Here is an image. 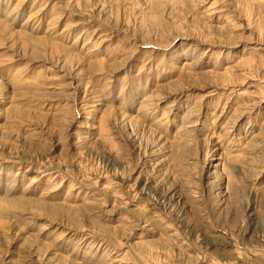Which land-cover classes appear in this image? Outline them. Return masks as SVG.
<instances>
[{"label":"rangeland","instance_id":"obj_1","mask_svg":"<svg viewBox=\"0 0 264 264\" xmlns=\"http://www.w3.org/2000/svg\"><path fill=\"white\" fill-rule=\"evenodd\" d=\"M22 2L0 0V264H264V0H26L2 24Z\"/></svg>","mask_w":264,"mask_h":264},{"label":"bare ground","instance_id":"obj_2","mask_svg":"<svg viewBox=\"0 0 264 264\" xmlns=\"http://www.w3.org/2000/svg\"><path fill=\"white\" fill-rule=\"evenodd\" d=\"M25 1L26 0H23V2L20 4V5H15L13 8H10L9 10H7L5 12V15L2 16L4 17V19L1 21L2 24L5 23L6 20L8 19H13V21H16V19L18 17H21L23 16L24 14H22L23 12V8L25 7ZM47 5V3H46ZM39 7V6H38ZM44 10H45V7H44ZM41 12V8H36L34 5L32 7V14L30 15V17L23 23L21 24V30H20V34L21 35H30L32 36V34H29L27 33V31H31L32 33H38L39 32V25L38 23H40V21L42 20L41 17H42V14L40 13ZM1 20V19H0ZM51 23V21H50ZM1 24V25H2ZM20 24V23H19ZM51 30V29H50ZM67 30V29H66ZM51 32V31H50ZM58 36L59 35H64L62 34V32H60L59 34H57ZM56 35V36H57ZM65 36V35H64ZM50 37V36H49ZM37 39H41L42 37H35ZM46 38V37H45ZM78 41V40H77ZM58 42V41H57ZM56 45L58 43H55ZM60 47V46H59ZM71 55V54H69ZM89 55V54H88ZM92 56V55H91ZM90 59V58H89ZM81 61V60H80ZM92 62V61H91ZM188 61H185V64L184 66H190L192 65V63H186ZM171 68H173L176 71L180 72L183 67H180V66H177L174 64L171 65ZM181 73V72H180ZM76 89V87H75ZM78 90V88H77ZM76 94V93H75ZM213 94V93H212ZM92 95V94H91ZM94 97V96H93ZM102 96L100 97H94L92 98V101H90L88 104H86L87 106V112L90 114L92 113H96L98 110H100V106L101 104L103 103V100L101 98ZM144 103L142 104V111L145 113V117L149 116V115H153L157 112L156 111V108L153 104L154 100H153V96H145L144 99H143ZM105 102V101H104ZM196 105V104H195ZM200 106V105H199ZM199 106H196L194 107L191 106L189 108H187L185 110V112L182 114V116L180 117V126L178 127V130H177V133H175L174 137H173V140L171 142H168V143H163L162 145H160L159 147L162 148V146H166V148H174V146L180 142V140H182V137L185 136V139L186 137L188 136V138L193 134V133H196L198 132V127L200 126L201 124V121L200 119L202 118L201 115L203 114V111L202 109L199 107ZM165 115L162 116V118H157L155 121H153L152 125H154L156 128H158L159 130H161L162 128H164L165 126L168 125L167 123V118L164 117ZM168 127V126H167ZM153 128V127H152ZM167 132V131H166ZM161 135V133L159 132L158 135ZM180 134H183L181 135V137H179ZM165 135V134H164ZM161 137V136H160ZM256 136L253 135V137L251 138V140L249 142H245L244 144L247 145V148L250 146L249 144L251 143H254L256 141H254ZM249 138V137H248ZM233 140V139H232ZM191 140L190 139H186L185 142H183V146L184 147H188L189 145V142ZM253 141V142H252ZM231 143V142H230ZM254 146V145H253ZM239 147V146H238ZM183 149V148H182ZM241 150V149H240ZM159 151V149H158ZM161 151V150H160ZM166 152V151H165ZM164 152V153H165ZM167 152L169 153L170 151L167 150ZM234 152H237V149H235L233 151ZM239 153V152H238ZM240 156V154L238 155H233V154H230L229 157L232 159H235V158H238ZM229 159V158H228ZM227 161V159H226ZM226 161H224L223 159H221L220 157H217L213 162V168H216V169H220L221 167H224L226 165ZM229 161V160H228ZM259 254H255L253 255V257L255 258H259L258 257Z\"/></svg>","mask_w":264,"mask_h":264}]
</instances>
